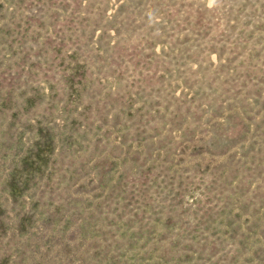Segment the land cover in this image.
Instances as JSON below:
<instances>
[{
	"label": "rangeland",
	"instance_id": "374dc122",
	"mask_svg": "<svg viewBox=\"0 0 264 264\" xmlns=\"http://www.w3.org/2000/svg\"><path fill=\"white\" fill-rule=\"evenodd\" d=\"M0 264H264V0H0Z\"/></svg>",
	"mask_w": 264,
	"mask_h": 264
}]
</instances>
